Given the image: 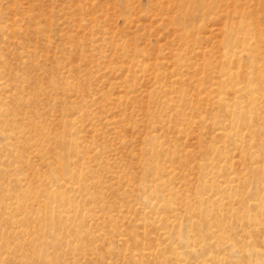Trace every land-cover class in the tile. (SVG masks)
<instances>
[{"label": "rangeland", "instance_id": "1", "mask_svg": "<svg viewBox=\"0 0 264 264\" xmlns=\"http://www.w3.org/2000/svg\"><path fill=\"white\" fill-rule=\"evenodd\" d=\"M186 6L196 14L187 42ZM243 9L264 40V0H0V264H264V184L206 193L228 221L194 218L203 235L183 226L184 206L201 202L200 134L222 128L213 83L225 48L242 50L226 37L242 34ZM181 46L190 61H177ZM158 143L161 160H144ZM254 151L243 152L248 161L235 148L210 153L222 160L212 180L264 178L251 171ZM154 169L169 186L145 179ZM246 213L258 217L239 221Z\"/></svg>", "mask_w": 264, "mask_h": 264}, {"label": "bare ground", "instance_id": "2", "mask_svg": "<svg viewBox=\"0 0 264 264\" xmlns=\"http://www.w3.org/2000/svg\"><path fill=\"white\" fill-rule=\"evenodd\" d=\"M195 17H196L195 12H193L187 6L184 8V13L180 15L181 23L179 24L180 28L178 30L179 33L180 32L182 33L180 37L183 40H185V42L188 41V37L184 35V31L188 29V26L192 21L195 20ZM253 17L254 14H252L249 11V9L248 11L247 9H243L242 14H238V16L234 17L238 28H241L242 30L241 32L242 34L234 33L231 30L230 34L228 33L226 37L227 44L229 45L230 43V45L231 44L240 45L242 46L240 48L242 50L238 53L234 49L225 48V51L222 52L224 61L222 63V68L220 72H218V76H217L219 81L213 83L215 90L219 91V95L214 104V110L211 113V115L213 119L218 121L219 125L222 126V128L218 129V131L220 132L215 134V136L212 139L209 138L206 133L200 134V139L208 144L207 149L200 151L201 156L203 157V160L206 163L203 164L202 172H200L201 174L197 177L198 182L199 183L202 182V184L195 193V195L197 196V198L199 197L201 198V202L199 203L198 207L194 209H192V207L189 208V204H186L184 206L187 212L186 214H190L192 217L185 219L183 222V226H185V228L193 234L200 233L203 235L205 234L204 231L206 229L205 223L204 224L196 223L194 221V218L200 217L206 219L208 218L219 219L221 217L222 219H226V221H228L229 219L225 215V211H226L225 205H217V204H213L211 206L207 205V201H205L207 199L204 198V195H206V193L211 192L212 194L215 195H218L220 193L224 195H229L233 192L237 193L239 191L240 186H237L239 184L242 187H244L243 184L245 185L248 184L250 187L253 185H256L258 187L260 183L264 184L263 177L255 178L256 182H253L251 178L248 179L245 178L244 176L239 178L234 176L228 181L227 180L221 181V183H218L219 181L218 182L214 181L215 179L212 180V178H216L215 177L216 172L214 173V171L220 170V168L217 169V167L222 162V160H220L219 156L212 157L210 154L215 151L229 152L230 150H233L235 148L236 150L242 151L243 160L245 161L248 158L243 154V152L246 149H254L255 150L254 153H252L249 156L251 157L250 159L254 160V162L251 163L250 165L251 171L254 175L256 174L257 176H259L261 173H264V126L262 124L258 126L256 125L248 126L250 122L255 123L260 119L264 120V52H262L259 49L260 47L259 48L256 47L259 42H264V40H263V33L259 31L258 25L256 26L257 28H255L254 26L259 22L257 23L253 22V24L247 22L248 18L252 19ZM234 26L236 25H233L232 28ZM252 39L257 41L253 44L252 42L249 43ZM242 53L250 54V58L253 59L249 65L244 66L242 65V63H240L241 60H239V56H240L239 54ZM188 55L189 52L185 50L182 46L179 47L175 53V57L179 62L182 60L186 61V59H189ZM204 60H205V66L209 67L211 62L210 58L204 57ZM157 64H158L157 65L158 68L162 67L161 66L162 63H157ZM207 71L208 74H210L211 71L213 72V70L210 68L207 69ZM243 73L245 75L241 76V74ZM202 86L203 85L199 86L200 92L207 93L205 90H203ZM183 100L186 104H188L189 100L188 102L185 98H183L182 101ZM200 101L201 100L199 99L198 103H200ZM171 110L175 112L174 117L176 121L185 119L186 113L183 110L177 109L176 106H172ZM34 124L35 123H30L28 124V126L13 128L11 132L12 134L21 133V131H23L27 127L29 128L34 127ZM227 125H229V127ZM248 127L249 129H247ZM155 129L165 130L164 128H159L158 126H155ZM151 137H152V141L153 139L154 141L156 140L154 136ZM208 139L210 140L209 142L206 141ZM219 141L220 142L222 141L223 143L221 147L218 146ZM148 144H149V139H145L144 145L147 146ZM77 149L79 151L78 153L81 152V155L84 153L83 149L81 150V147L77 146ZM162 149H163V144L158 143L154 147V149L151 150V152L148 151V149L142 151L141 152L142 157H145L144 160H151L150 162L160 161L161 154L163 151ZM171 172L174 173L175 170ZM153 176L154 179L155 177L157 178L156 179L157 181H161V184L163 186L170 185V181L164 182L165 177L161 176L157 172V169L150 171L144 177L145 179L149 178L151 181ZM254 177L252 176V178ZM189 180L192 179L187 178L186 183L182 184L183 191L184 190L188 192L190 191V187L188 185ZM236 183L237 185H235ZM173 186L174 187L172 190L173 191L172 195H174V193L177 192L175 185ZM242 203L243 202H238L237 204L241 205ZM259 209H261V207ZM257 217L258 216H255L253 214L246 213V216L239 218V221L243 222L245 219H256ZM176 219H180V218L177 217ZM261 220L262 222H264V219L260 217V221ZM214 227L217 228L218 225L216 224V226ZM252 236L258 238L259 234L258 232H254ZM188 242H190L189 238H188ZM208 243L210 244V242ZM199 244L201 243L195 242L194 244H192V248L195 249L197 246H199ZM145 256H146L145 254L141 255V257H145Z\"/></svg>", "mask_w": 264, "mask_h": 264}]
</instances>
